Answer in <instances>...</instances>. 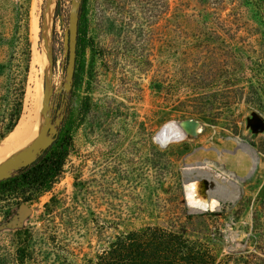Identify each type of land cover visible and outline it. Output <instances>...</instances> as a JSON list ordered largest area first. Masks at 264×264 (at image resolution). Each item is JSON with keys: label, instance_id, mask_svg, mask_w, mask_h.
<instances>
[{"label": "rangeland", "instance_id": "1", "mask_svg": "<svg viewBox=\"0 0 264 264\" xmlns=\"http://www.w3.org/2000/svg\"><path fill=\"white\" fill-rule=\"evenodd\" d=\"M78 3L0 0V63L11 80L0 88V118L23 89V115L38 101L45 122L49 47L51 115L73 114L71 152L50 191L27 201L0 186V264H23V251L26 264H82L146 226L202 239L226 264H264V2L88 0L67 93ZM258 118L261 130L251 125ZM189 119L198 136L156 141L166 123ZM204 179L238 198L210 191L218 209L191 208L187 183Z\"/></svg>", "mask_w": 264, "mask_h": 264}, {"label": "trees", "instance_id": "2", "mask_svg": "<svg viewBox=\"0 0 264 264\" xmlns=\"http://www.w3.org/2000/svg\"><path fill=\"white\" fill-rule=\"evenodd\" d=\"M203 2L208 0H201ZM264 2V0H262ZM86 2L83 0V13L80 17L79 37L77 46V78L78 65L81 61L84 35L82 26L86 18L84 9ZM2 43V42H1ZM8 65L0 63V77L6 75L7 81H0V88L5 84L10 88L11 80L7 75ZM10 90L4 100L10 101ZM25 90L22 89L13 104V109L0 118V145L16 129L23 116ZM70 109V108H69ZM72 111L69 110L64 119L60 134L56 142L43 153L31 166L20 169L12 178L0 182L4 191L21 190L27 195V201L38 199L43 193L53 187L60 176L67 157L72 148ZM26 251L22 253V263L27 261ZM220 260L219 255L212 246L199 238H191L185 233L162 226H146L139 230H132L120 234L107 247L98 252L93 258L85 260L82 264H226Z\"/></svg>", "mask_w": 264, "mask_h": 264}, {"label": "water", "instance_id": "3", "mask_svg": "<svg viewBox=\"0 0 264 264\" xmlns=\"http://www.w3.org/2000/svg\"><path fill=\"white\" fill-rule=\"evenodd\" d=\"M83 0H79V3L74 6L71 13L70 24V40L69 50V64L67 67V83L64 86V90L70 93L73 89L74 78L77 66V46L79 37V24H80V8ZM54 57L53 48H48V69L45 73L46 89H45V102H44V120L41 128L31 141L30 145L24 148L18 154L10 157L7 161L0 165V182L12 178L17 171L22 168L33 165L39 157L43 155L58 139L60 134V126L63 121V117L53 120L51 115L50 100L53 94V74H54ZM181 127L187 132L188 136L196 137L199 134L200 123L197 120L189 119L182 122ZM255 130L263 129V120L258 118L256 122L251 124ZM201 166V165H199ZM204 188L207 192H210L215 188L214 184L209 179H204ZM30 211L29 206L22 205L20 210V216L26 215Z\"/></svg>", "mask_w": 264, "mask_h": 264}, {"label": "bare ground", "instance_id": "4", "mask_svg": "<svg viewBox=\"0 0 264 264\" xmlns=\"http://www.w3.org/2000/svg\"><path fill=\"white\" fill-rule=\"evenodd\" d=\"M35 31L38 30L37 21L34 22ZM40 102V101H39ZM32 108L28 110V113H25L22 116L21 121L19 122L16 129L6 138L5 142L0 146V165L7 161L10 157L18 154L28 145H30L31 141L38 134L41 125L43 123L40 109ZM188 134L181 127L180 124L175 122L166 123L158 132L156 141L162 145L163 147H167L175 142H183L187 140ZM239 144L244 143L235 139ZM248 150L249 147L245 146ZM187 191L186 196L188 200V205L191 208L206 211V210H216L219 208V202L216 199H208L206 196V190L204 188L203 183L201 182H188L187 183ZM215 188L211 191H215L219 196H224L227 199L235 200L238 198V191H227L221 187L214 185Z\"/></svg>", "mask_w": 264, "mask_h": 264}]
</instances>
